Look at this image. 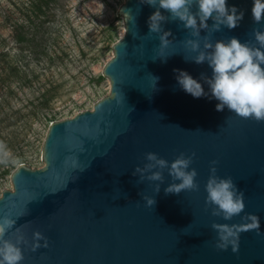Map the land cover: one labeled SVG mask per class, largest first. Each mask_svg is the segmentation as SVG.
I'll use <instances>...</instances> for the list:
<instances>
[{
    "label": "water",
    "instance_id": "obj_1",
    "mask_svg": "<svg viewBox=\"0 0 264 264\" xmlns=\"http://www.w3.org/2000/svg\"><path fill=\"white\" fill-rule=\"evenodd\" d=\"M227 4L242 11L243 19L234 29L213 33L211 41L254 42L252 31L264 29V21L254 23L252 0ZM154 11L140 0H125L124 33L103 69L109 96L90 111L50 124L44 166L19 167L11 175L0 214L15 220L4 239L21 247L20 264H264V121L216 111L218 101L210 94L193 98L181 90L175 69L199 79L206 93L201 76L210 78L211 69L185 61L195 53L184 47L191 37L179 21L162 25L171 43L162 52L166 62L159 59V34L148 27ZM149 152L169 163L180 153H195L190 170L197 172L199 190L166 195L172 182L167 170L158 194L153 183H138L132 173ZM213 166L217 177H231L243 193L244 209L230 221L213 217L205 203ZM145 195L155 199L153 207L146 206ZM247 215L259 218V229L239 234L236 253L230 246L218 250L211 224L240 225ZM36 232L48 246L33 251Z\"/></svg>",
    "mask_w": 264,
    "mask_h": 264
},
{
    "label": "rangeland",
    "instance_id": "obj_2",
    "mask_svg": "<svg viewBox=\"0 0 264 264\" xmlns=\"http://www.w3.org/2000/svg\"><path fill=\"white\" fill-rule=\"evenodd\" d=\"M24 1L0 0V144L11 154L0 164V196L11 190L19 167L44 166L50 124L90 111L109 96L103 69L124 33L125 0H59L47 12L46 52L27 55L20 51L24 43L15 42L17 25L32 17Z\"/></svg>",
    "mask_w": 264,
    "mask_h": 264
},
{
    "label": "clouds",
    "instance_id": "obj_3",
    "mask_svg": "<svg viewBox=\"0 0 264 264\" xmlns=\"http://www.w3.org/2000/svg\"><path fill=\"white\" fill-rule=\"evenodd\" d=\"M140 2L155 9L148 18V27L149 33L159 34L158 56L162 62H166L168 58L162 52L171 43L168 39L171 32L165 31L162 25L169 21H179L184 29L189 30L191 37L186 38L182 43L188 51L195 53L194 56L184 57L185 61L197 65L207 63L211 69L210 78L201 76L208 85L207 93L199 79H194L186 71L175 69V79L181 90L193 98L210 94L218 101L216 111H223L226 108L240 118L264 121V67H262L264 66V29H253L254 42H241L235 37L212 42L213 33L219 32L222 27L234 29L243 19V12L235 6H228L227 0H140ZM193 8L196 10L193 11ZM162 10L168 15L162 14ZM125 14L128 16L127 13ZM251 16L256 24L264 21V0H252ZM209 20L212 21L211 25L208 23ZM201 30H206L203 37L200 36ZM201 40H203L202 46ZM153 77L157 83L159 77ZM10 155L3 144H0V164L8 163ZM194 156L195 153L189 156L180 153L169 163L158 157L156 153L149 152L144 155L143 166H137L132 174L139 176L138 183L145 180L153 183V192L156 194L160 192V185L164 182V170H167L172 180L164 189L166 195L198 191L197 172L194 168L190 170ZM211 163L215 165L217 162ZM204 190L207 194L205 203L207 206H212L213 217L230 221L243 211V193L238 191L231 177H217L214 166L210 167V175ZM143 199L148 207H153L156 203L154 198L146 195ZM242 219L247 222L240 225L211 224V228L217 233L215 247L218 250L224 251L230 246L232 252L236 253L239 234L242 231L259 229L257 216L247 215ZM14 224L15 220L10 215L0 214V264H20L24 259L21 247L4 239ZM33 235L36 241L33 251L41 246H48L47 239L41 233L36 232ZM41 240L44 241L43 245L39 243Z\"/></svg>",
    "mask_w": 264,
    "mask_h": 264
},
{
    "label": "trees",
    "instance_id": "obj_4",
    "mask_svg": "<svg viewBox=\"0 0 264 264\" xmlns=\"http://www.w3.org/2000/svg\"><path fill=\"white\" fill-rule=\"evenodd\" d=\"M59 0H25L21 4L28 6V12L32 15H25L27 24L17 25V34L15 42L23 44L21 52L29 55H39L46 52V39L48 37L47 28L44 27L45 22L50 20L52 15H48L49 6L58 4ZM37 20V23L34 21ZM25 30L23 31V29ZM22 32V33H19Z\"/></svg>",
    "mask_w": 264,
    "mask_h": 264
}]
</instances>
